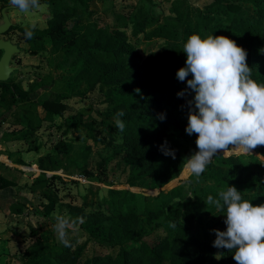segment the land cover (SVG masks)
Here are the masks:
<instances>
[{
  "label": "trees",
  "instance_id": "1",
  "mask_svg": "<svg viewBox=\"0 0 264 264\" xmlns=\"http://www.w3.org/2000/svg\"><path fill=\"white\" fill-rule=\"evenodd\" d=\"M97 1L106 0H41L50 9L45 27H35L32 38L25 37L24 26L10 28L23 35L28 55L63 53L59 69L67 75L55 80L53 91L29 101L8 100L10 83H0V119L20 126L10 136L28 139L46 122L63 116L66 101L76 97L72 92L81 90L83 84L88 93L105 87L111 105L106 118L100 122H65L64 135L85 127L93 145H87L78 158L70 161V146L62 140L56 144V152L39 157V169L93 177L90 157L95 146L103 145L107 154L101 166L123 163L128 183L147 182L150 188H161L178 178L186 158L198 151L197 136L186 133L188 101L194 93L177 95L187 88V80L181 82L176 76L187 59L182 51L184 43L194 33L202 38L230 37L246 49L252 78L264 84V70L258 72L264 68V0H212L205 9L190 0H172L171 14L159 16L140 3L125 12H114L112 23L96 7ZM8 4L9 0H0V14ZM79 23L83 24L80 31ZM141 39H163L164 43L142 58ZM71 78L73 85L69 87ZM191 78L189 74L187 79ZM19 102L26 104L15 110ZM121 110L125 113L120 117L125 124L122 132L115 126V114ZM161 113L165 114L163 120ZM162 146L174 149L175 159L164 155ZM252 153L255 167L251 169L240 155L218 153L198 182L190 174L185 185L172 189L171 198L166 196L160 205H155L151 196L130 189L101 198L99 206L105 212L88 211L86 206L91 203L86 199L83 205H70L69 218L83 217V222L72 224L68 230L79 226L86 237L80 242V236H72L70 247L59 240L52 244L53 232H47L50 215L34 210L46 218L31 228L34 242L23 264H236L234 253L213 247L216 235L212 230H226V216L204 200L209 195L218 198L221 189L235 186L243 199L264 204V146ZM15 161L25 164L22 158ZM22 173L19 168L4 165L0 190L24 188L20 183ZM25 185L33 191H44L48 182L38 179ZM186 185L188 193L183 192ZM25 209L30 206L17 201L10 206V213L21 215ZM216 253H221L219 260Z\"/></svg>",
  "mask_w": 264,
  "mask_h": 264
},
{
  "label": "rangeland",
  "instance_id": "2",
  "mask_svg": "<svg viewBox=\"0 0 264 264\" xmlns=\"http://www.w3.org/2000/svg\"><path fill=\"white\" fill-rule=\"evenodd\" d=\"M190 2L205 9L212 0H190ZM140 3H144L157 16L170 15L172 12V0H106L105 2L97 1L96 7L112 23L115 18L114 12H125L130 6ZM41 4L43 5L41 10L28 15L20 13L8 4L6 5L10 6L8 16L14 25L26 27L34 21L35 27L43 28L46 26L50 9L47 4ZM0 15L1 22L2 11ZM218 16L216 17L218 18ZM82 28L83 24L79 23L77 30L80 31ZM3 38L12 40L23 49L25 47V39L18 30L13 29L7 32L3 35ZM163 43V39L150 41L141 39V57L144 58L149 51L161 49ZM63 60V53L56 55L43 53L31 56L23 51L15 55L12 65L19 66L20 69L7 82L10 83V88L6 93L8 100L12 101L19 98H26L27 101L37 100L44 92L53 91L57 84L55 80L64 79L67 75L63 69H59V65ZM263 70L262 67L258 72L262 73ZM72 85L71 78L68 86L72 87ZM72 94L76 97L66 101L67 109L64 115L56 117L53 123L46 122L35 135L30 136L28 139L16 140L15 137L10 136L9 134L19 130L20 126L13 125L10 121H4L3 118L0 119V171L4 170V165L23 170L20 183L24 186L20 190L16 187L0 190V264H23L28 255L27 249L34 242L30 238L31 228L38 226L46 218L40 214L47 213L50 215L47 232L49 234L53 232L51 238L53 244L58 241L53 229L55 223L53 213L70 217L69 206L74 204L83 205L85 199L91 203L86 206L88 211L105 212L99 206L101 198L105 196L110 198L114 191L119 192L124 189L151 196L154 198V204L160 205L162 199L166 196L169 199L171 198L170 192L172 189L179 185L184 186V181L190 176V173L184 167L178 178L171 180L161 188H150V184L147 182L132 185L127 182L126 169L123 163L114 162L110 165H100L107 154V150L103 145L95 146L96 151L94 150L90 157V169L94 174L93 177L87 176L85 178L67 175L62 171L44 172L40 170L38 166L39 157L56 152V144L62 140L70 146V161L78 158L87 145H93L91 135L85 127L78 131L71 130L69 134L64 135L66 123L80 120L82 123H86L94 119L100 122L102 118H106L105 115L111 109L110 103L106 100L107 88L105 87H97L95 91L88 93L87 85L83 84L81 90L72 92ZM57 99L60 100L61 97ZM23 104L26 103H17L14 109L20 108ZM10 114L11 112L6 115L8 119H11ZM229 153L240 155L247 161L250 169L255 167L253 153L235 150L229 151ZM21 158L25 161L24 165H19L15 161ZM38 179L47 180L48 187L44 191L39 189L33 191L26 187V183H32ZM183 189L184 193H188L190 188L186 185ZM17 201L28 204L30 209H25L21 215L11 214L10 206ZM34 210L40 214H36ZM195 231L196 228L193 232ZM83 235V231L79 226L68 230V239L72 236H80V242H84L86 237Z\"/></svg>",
  "mask_w": 264,
  "mask_h": 264
},
{
  "label": "clouds",
  "instance_id": "3",
  "mask_svg": "<svg viewBox=\"0 0 264 264\" xmlns=\"http://www.w3.org/2000/svg\"><path fill=\"white\" fill-rule=\"evenodd\" d=\"M9 2L24 15L43 8L41 0ZM35 26L33 21L25 27L26 38L33 37ZM182 51L187 59L176 76L181 82L187 80V88L177 95L182 97L187 91L194 93L188 101L186 133L197 136L198 149L186 158L184 167L198 182L218 153L230 150L252 153L258 146H264V84L252 78L246 49L226 35L202 38L191 34ZM189 74L191 79H187ZM115 115V126L122 132L125 124L120 117L125 113L121 110ZM160 119H165L164 113L160 114ZM162 149L164 155L175 159L174 149L164 146ZM204 201L226 216V230H212L216 235L213 247L234 253L236 264H264V204L243 199L242 192L235 186L221 189L218 198L209 195ZM53 218L58 240L70 247L68 229L76 222L82 223L83 217L71 220L53 213ZM215 258L219 260L221 253H216Z\"/></svg>",
  "mask_w": 264,
  "mask_h": 264
},
{
  "label": "water",
  "instance_id": "4",
  "mask_svg": "<svg viewBox=\"0 0 264 264\" xmlns=\"http://www.w3.org/2000/svg\"><path fill=\"white\" fill-rule=\"evenodd\" d=\"M9 9L10 6L3 8L2 21L0 22V51H2L0 57V83L10 81L20 69L19 66H13L12 61L15 55L24 51L20 45L15 44L12 40L3 38V35L9 32L14 25L8 16Z\"/></svg>",
  "mask_w": 264,
  "mask_h": 264
}]
</instances>
